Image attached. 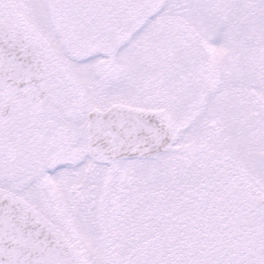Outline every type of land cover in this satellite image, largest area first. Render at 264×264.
I'll return each instance as SVG.
<instances>
[{
	"label": "snow or ice",
	"instance_id": "1",
	"mask_svg": "<svg viewBox=\"0 0 264 264\" xmlns=\"http://www.w3.org/2000/svg\"><path fill=\"white\" fill-rule=\"evenodd\" d=\"M0 264H264V0H0Z\"/></svg>",
	"mask_w": 264,
	"mask_h": 264
}]
</instances>
